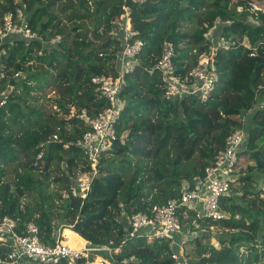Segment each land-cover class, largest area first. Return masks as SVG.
Wrapping results in <instances>:
<instances>
[{
  "label": "trees",
  "instance_id": "1",
  "mask_svg": "<svg viewBox=\"0 0 264 264\" xmlns=\"http://www.w3.org/2000/svg\"><path fill=\"white\" fill-rule=\"evenodd\" d=\"M82 1L91 11L100 4V0ZM82 1L0 0V25L7 12L21 9L39 34L33 40L16 34L0 39L7 49L0 62V72H6L0 75V218H15L20 230L35 222L46 243L55 242L60 229L70 228L91 244L104 245L111 239L119 244L128 232L123 213L149 212L180 196L183 181L204 173L246 117L236 194L221 202L229 217L198 218L200 228L192 210L181 218L188 232L213 226L220 231L219 246L203 243L209 235H196L193 257L209 254L205 259L218 264H264V0H118L99 14V25L107 31L113 12H128L132 38L141 39L143 48L135 69L125 75L119 138L102 153L86 198L72 194L75 171L89 164L85 151L65 144L77 141L89 128L84 109L93 117L107 105L98 97L93 78L118 76L122 42L120 35L111 33L88 39L71 36L69 21L95 18L82 8ZM252 2L263 8L255 21L248 9ZM218 21L223 25L217 31L228 47L217 51L219 81L210 98L166 97L157 68L164 48L173 50L175 73L185 75L209 50L207 35ZM76 24L72 31L79 35ZM57 36L60 41L53 42ZM49 76L58 88L46 102L51 117L34 96L37 85ZM57 126L62 141H51ZM42 143L47 144L42 175L60 162L66 167L57 169L60 175L53 182L50 174L43 180L33 165ZM22 154L25 163L16 169L14 182L3 180L8 165L20 161ZM77 238L69 231L66 239L73 243ZM5 242L0 239V257L8 253ZM244 247L247 252L241 250ZM173 252L167 242L135 236L117 258L134 256V264H176Z\"/></svg>",
  "mask_w": 264,
  "mask_h": 264
},
{
  "label": "built area",
  "instance_id": "2",
  "mask_svg": "<svg viewBox=\"0 0 264 264\" xmlns=\"http://www.w3.org/2000/svg\"><path fill=\"white\" fill-rule=\"evenodd\" d=\"M248 9L254 15L251 21L257 20L259 13L263 11V8L254 2L250 3ZM238 10L242 12L243 7H238ZM127 18L126 23L124 21L120 23L122 49L118 53L120 66L118 76L98 75L93 78L98 97L105 99L107 105L93 117L88 116L84 109L83 116L89 128L77 141L65 144V146L75 144L83 148L89 162V164H81L74 175L75 184L72 194L81 198L87 197L91 182L98 174L102 153L112 148L119 138L118 124L123 109L120 94L125 75L135 69L137 58L143 48L141 39L132 38L133 28L131 24L129 25V17ZM11 34L19 35L27 40L39 39L38 32L30 26L26 14L21 9H18L16 13L7 12L3 17L0 25V39ZM207 36L211 40L209 50L199 55L197 64L192 66L185 75L175 73L173 50L170 46L164 48L157 68L162 72L166 97L196 96L200 100L210 98L219 81L216 64L217 51L220 47L227 48L228 44L221 36L216 39L211 33ZM59 41L60 36L53 40L56 43ZM244 44L249 46L247 40ZM5 54H7V49L0 45V62ZM5 73L1 70L0 75L5 76ZM18 75L19 73L14 74V76ZM246 120L247 118L244 117L242 125L228 136L224 150L217 154L203 174L183 181L180 196L154 205L149 212L133 214L124 212L128 232L119 244L111 239L107 244L95 245L85 239L86 243L83 247H73L67 242L66 237L62 238L61 229L55 237V242L46 243L42 241L40 229L35 222H27L20 230L18 221L7 215L0 218V239L6 241L9 250L5 257H0V264H134L136 260L134 256L120 260L117 256L127 240L135 236L167 242L174 249L173 257L176 264H218L205 259L209 254L189 258L183 251L180 253V249H176L182 244L180 243L181 238L188 237L189 234L188 231H184L181 216L189 210L195 212L196 228L201 227L198 218H209L216 221L229 217V214L221 207V202L224 198L236 194L239 152L246 141L248 132L245 126ZM60 130L61 127L57 126L51 141H62L59 138ZM40 147L33 162L35 167H41L45 162L47 144L42 143ZM63 195L68 196L66 190L63 191Z\"/></svg>",
  "mask_w": 264,
  "mask_h": 264
},
{
  "label": "rangeland",
  "instance_id": "3",
  "mask_svg": "<svg viewBox=\"0 0 264 264\" xmlns=\"http://www.w3.org/2000/svg\"><path fill=\"white\" fill-rule=\"evenodd\" d=\"M82 1V0H81ZM92 1V0H91ZM103 0H100V4L96 5V9L93 8V10H88L86 9L84 6H83V1H82V8L85 9L86 11H88L90 14H93L95 16L94 18V21L93 22H90L88 21L87 19L85 20H74V21H69L68 22V29L70 31V34L73 38H78V39H88L91 37L92 34H96V35H105V34H108V33H111V34H115L116 36H119L120 35V23L121 22H127L128 21V12H126L125 14H120V15H115L114 12L111 16V18L109 19V30L107 31H104L103 30V27L99 25V14L104 12L105 10L107 9H110L112 4L115 3L116 1L118 0H106V1H103ZM92 4V2H91ZM61 5V4H59ZM128 11V9H126ZM77 22L76 26L78 28V31H80L81 33L79 35H75L76 32H73L72 31V28L75 27L74 23ZM223 25V23L221 21H218L217 24H216V28L212 29V32H211V35L213 38H218L220 35L216 36V32H220L219 30L216 31L217 29H220V27ZM191 28V27H189ZM216 36V37H215ZM38 89L36 91H34V96H35V102L39 105V106H43L45 107L46 111L48 112V115L47 117H51L53 116V112H51L49 110V108L46 107V102H48L52 97H54L56 94H57V82L54 78L52 77H48L47 80L43 81L42 83H40ZM64 114H59V118L60 117H63ZM108 156V155H106ZM67 156L65 155L64 159L66 158ZM25 156L22 154L21 157H20V161H18L17 163H11L8 165L7 167V171H6V177L3 179L7 182H10V183H13L14 182V177H15V172H16V169L17 170H21V166L25 163ZM43 166L44 164L39 167L38 172L41 174V177L43 180H45V177L48 176V174H50V182H53L54 181V177L56 175H60L59 171H60V168L63 170V171H66V167H65V164L64 162H60L59 163V167L56 165V166H52L49 170V172H46L45 175L43 176L42 175V172H43ZM59 168V171L57 170ZM61 172V171H60ZM70 175V174H69ZM72 178V177H71ZM74 180V178H72ZM55 187V183L51 184L50 185V188H53ZM184 225L186 226L187 225V222L184 223ZM188 227V226H187ZM187 227L185 228L184 227V231H188L187 230ZM65 230V229H64ZM64 230L61 231V236L63 239H65V235H64ZM195 231V232H194ZM191 233L188 234V237L186 236H183L180 240V244L179 246L176 247V249H180V253H182V251L184 252V254H187V257L191 258L193 257V253H195V249H196V235H202L203 236H210V239L206 238V237H203V243L206 244L208 242L216 245V246H219V243H218V239H217V236L218 234L220 233L218 227L216 226H213L211 228H205V227H202L201 230H192V231H189ZM201 233V234H200ZM85 239V238H84ZM148 242H153L154 240H150L148 239L147 240ZM247 247H244L242 248L241 250L243 252H247L246 249Z\"/></svg>",
  "mask_w": 264,
  "mask_h": 264
},
{
  "label": "bare ground",
  "instance_id": "4",
  "mask_svg": "<svg viewBox=\"0 0 264 264\" xmlns=\"http://www.w3.org/2000/svg\"><path fill=\"white\" fill-rule=\"evenodd\" d=\"M129 25H130V23H129ZM69 231L74 232V234H76L78 238H77L76 242H73V243L68 242V243L71 244V246H73V247H83V245L86 243V240L82 236L77 234V232L73 231L72 229L67 228L64 230L65 237L67 238V234Z\"/></svg>",
  "mask_w": 264,
  "mask_h": 264
},
{
  "label": "crops",
  "instance_id": "5",
  "mask_svg": "<svg viewBox=\"0 0 264 264\" xmlns=\"http://www.w3.org/2000/svg\"><path fill=\"white\" fill-rule=\"evenodd\" d=\"M216 31H217V30H216ZM218 35H219V32H216V36H218ZM216 36H215V37H216Z\"/></svg>",
  "mask_w": 264,
  "mask_h": 264
},
{
  "label": "clouds",
  "instance_id": "6",
  "mask_svg": "<svg viewBox=\"0 0 264 264\" xmlns=\"http://www.w3.org/2000/svg\"><path fill=\"white\" fill-rule=\"evenodd\" d=\"M128 14V13H127ZM130 19V18H129ZM130 24H131V26H132V23H131V19H130ZM120 31V30H119Z\"/></svg>",
  "mask_w": 264,
  "mask_h": 264
}]
</instances>
